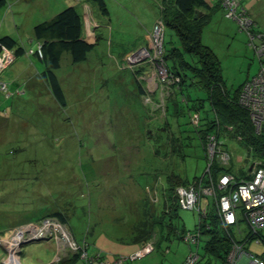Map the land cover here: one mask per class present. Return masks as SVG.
Returning a JSON list of instances; mask_svg holds the SVG:
<instances>
[{
    "label": "rangeland",
    "instance_id": "obj_1",
    "mask_svg": "<svg viewBox=\"0 0 264 264\" xmlns=\"http://www.w3.org/2000/svg\"><path fill=\"white\" fill-rule=\"evenodd\" d=\"M159 1L106 0L112 16L107 17L101 9L96 11L101 21L100 33L104 36L91 51L88 62H83L85 70L67 62L71 59L68 54L61 68L62 76L67 74L75 81L66 83L69 106L60 110L64 118L72 117L69 124H64L63 117L55 116L63 124L56 130L55 126L48 125V116L40 121L38 116L29 113L33 120L23 131L17 123L0 125V264H72L73 254L79 252L84 256L83 248L73 247L75 240L78 244L84 240L88 242L89 256L104 255L102 261L96 259L89 264H180L191 250L205 252L204 236L199 247L196 243L190 247L178 232L167 233L168 228L164 231L167 238L162 237L161 224H158L155 230L160 245L133 258L142 247L134 240L137 235L134 226L146 219L160 221L165 209L168 173L175 172L190 180L203 175L208 165L200 138L188 123L189 114L179 117L180 122L185 123L181 126L184 132L177 127L175 117L168 115L170 133L187 136L183 140L187 145L180 150L173 151L169 144L158 147L160 144L155 136L153 139L148 136L150 126L155 123L152 119L151 125H147L148 120H145L150 101L137 95L132 70L121 67L138 65L150 56L132 44L143 40L141 36H145V30L159 19ZM250 2L257 6L255 14L259 16L260 29L264 30V0H242L246 6ZM76 7L83 13L80 4ZM129 10L147 15L145 19L130 17ZM212 16L211 22L204 27L203 40L217 52L226 85L234 90L256 75L262 61L250 45L246 30H240L236 21L226 18L221 9ZM169 34L167 28V39ZM153 36L154 32H150L151 39ZM149 48L155 52L153 42L147 51ZM138 51L142 55L134 61L133 54ZM122 53L127 57L124 65H121L125 56ZM146 72L149 73L146 75L148 89L152 94L157 93L155 78L158 71L150 66ZM192 89L194 97L207 96L203 89ZM206 102L205 109L208 110ZM18 103L16 101L15 105ZM26 107L17 109L21 110L22 115H19L22 117L28 112ZM33 109L31 107L29 112ZM154 110L164 116V104ZM3 115H0V121L5 122ZM164 121L162 119L161 123ZM19 130L24 133L19 134ZM221 141L229 148L232 156L229 166L233 171L240 175L248 171L250 163L244 145L228 135ZM37 154L36 165L29 172L26 159L35 158ZM37 172L40 179L34 177L32 181L39 184L45 199L51 202L44 204L39 191L31 192L34 183L21 187L25 189L22 195L10 194L11 188L29 181L26 178L29 173L35 176ZM4 189L10 193L6 194ZM17 197L20 203H17ZM34 203L43 205L35 209ZM54 203L68 212L70 226L39 218L47 209H53ZM176 211L172 220L178 231H194L200 219L198 212L184 207ZM240 226L244 231L247 229L244 221ZM234 232L239 239L241 235H237L235 228ZM246 248L263 253L264 243L258 245L254 240ZM75 264L86 263L80 259Z\"/></svg>",
    "mask_w": 264,
    "mask_h": 264
},
{
    "label": "trees",
    "instance_id": "obj_2",
    "mask_svg": "<svg viewBox=\"0 0 264 264\" xmlns=\"http://www.w3.org/2000/svg\"><path fill=\"white\" fill-rule=\"evenodd\" d=\"M93 2L99 9H101L104 15L108 16L110 14V9L107 7L106 0H93ZM239 3V16L242 14L250 21L247 25L248 27L243 24L241 25L238 19L233 16L227 15L229 9L223 4V0L159 1V5L161 6L158 14L159 19L153 24L151 32H154L156 25H162L164 35L161 55L154 59V49L149 48L147 52L150 56L143 61L144 63L141 62L132 67L127 65L121 66L132 70L133 76L137 82V95H140L143 100L150 101L146 111L147 114L145 115V120H148L146 122L147 125H151L149 121L152 119L155 122L150 126L151 128L150 133L148 132V136L152 139L155 136L160 144H157L158 147H165V145L169 144L173 147V151H175L177 149L180 150L187 145L183 141L187 136H174L170 133L169 129L171 123L168 115L172 114V116L175 117V121L178 123L177 127L180 129V132H184V129L181 128V126L185 125V123H181L179 117L189 114L188 123L192 124V130L198 134L201 145H203L206 151L208 165L206 167L207 170L203 175L195 176L193 179L189 180L187 177L184 178L175 172L168 173L167 182L169 185L164 193L165 209L160 216L162 220L155 221L153 218L154 220L151 219L149 221L146 219L145 221H139L134 226V230L137 232L134 240L139 242L142 245V248L143 245L146 246L147 243H152L153 249L151 251L155 250L156 245H160L161 242L159 239L160 237H158V232L155 230L158 224H161V228L159 227V229L162 237H166V233L164 232L166 228H168L167 233H169V231L178 232L179 236L183 238L188 233H194L195 235L199 234L197 238L198 241L196 242L198 247L204 236L205 243L203 249L205 252L202 254L196 249L194 252H197L199 257L193 261V264H226L228 255L235 244H242L245 246V249H247L246 246L251 241L255 240L254 237H250L251 230L247 225L245 231L240 226L241 222L244 220H239L237 224L225 225L221 216L217 212V207L213 200L206 194L202 195L199 203L202 206H208V210L205 214L196 210L200 219L196 224L194 231L182 233L174 226L172 220V218L176 216L175 214H177L176 210H178L179 207H182L179 202V186L190 187L192 184L199 185L196 181L201 178H204V184H208L211 181L209 174L212 179L215 180L225 172L232 173L234 177L239 180L248 179L252 176L249 169L248 171L245 170L240 175L233 171L232 166H229L232 156L228 146L221 141L223 136L228 135L244 145L247 151L248 163L264 166V130H257V126L255 125L254 120H252L250 108L243 104L240 97L244 84L252 77L245 80L244 83L240 84V86L234 90L229 89L226 85L223 74L222 62L220 61L217 52L203 40L204 27L211 21L213 13L219 8H222L226 18L236 21L240 30H246L250 38V45L254 47L256 51L259 48L264 49V30L260 29V19L258 14H255L257 6L253 4L248 7L242 3V0H239ZM167 28L170 31L168 39ZM84 31L85 21L83 19V14L76 8V6L69 5L54 15L51 19L42 20L35 24L33 27V37L36 39V42L35 46L32 47L30 51H26V47H24L14 36L3 35L0 37V54L4 49L12 51L14 53L13 62L15 61V58L25 52H30L29 54L37 56L43 67L40 72V78L48 83L50 93L53 96V99L45 100L44 98L43 100L42 98V101L41 97L37 94L34 95V97L25 96L27 102L26 108L28 109V112L25 114L26 116L23 114L22 117L21 113V115H19V113H15V111L13 112V110L11 114L3 115V117L5 116V119L10 120V124L14 123V121L16 122V119L18 118L17 124H19L23 131L28 124L31 126V121L33 119L30 118L29 113H32L38 116L40 121L48 116V125L52 126V128L55 126L56 130V127L63 125L59 123V119L57 120L56 117L62 118L63 115L60 110H65L69 106L65 87L66 83H68L69 80L75 83L74 77H70L69 79L67 74L64 76L61 75L64 57L68 54V57L71 59H67V62L71 61L70 63H72L74 67L83 64V62H88L91 58V51L96 48L99 41V37L96 41H89L86 38ZM151 40L152 39L150 38V42ZM147 48L148 46L141 47V50H147ZM39 49L41 50V54L38 53ZM122 54L125 55L126 53ZM258 55L260 61H262V69L264 68V50L262 55L259 53ZM126 63L127 57L125 55L122 59L121 65ZM157 64L166 67L167 78H161L159 75L156 76L155 80L158 85V90L157 93L152 94L147 86L148 77H146V75L149 73L146 71L150 70V66L158 71ZM7 67L0 71V88L4 92L10 91V84L5 80H1V74ZM257 74L258 72L256 75ZM2 83L7 84L6 90L2 88ZM192 88L205 90L207 96L200 97L198 95L197 97H194L192 93L194 89ZM206 101H208L209 104L208 110L205 109ZM163 104L164 116H162L160 112L154 110L155 108L158 110V107L163 106ZM31 107L34 109L32 112H29ZM195 117L197 120H195ZM51 118H53V120L55 119V121L52 120V122ZM71 118V116L66 118L63 117L62 121L64 124H69ZM162 119L165 120L163 123H161ZM22 131L19 130L18 133L20 134ZM155 131L156 134L153 135ZM212 141H214L215 145V153L213 156L210 153ZM224 152H228L231 156L228 162L222 161L221 153ZM37 157L39 158L38 154L35 158L31 157L26 159L30 165L29 172L32 167L36 165L34 162H37ZM31 174L29 173L30 177H26L27 179L29 178V181L31 182L27 180L24 182L22 181L18 186L11 188V193L7 189H4L3 191L6 194L22 195L25 193V189L21 187H26L28 183H31L32 185L34 183V186L30 187L31 192L39 191L41 202L44 201L43 203L46 204V201L50 200L45 199V193L43 194V189L39 184L36 185L37 182L35 183L32 181L34 180V177L36 180L40 179V176H38L39 173L37 172L35 176H32ZM16 200H18L17 203H20L19 197H17ZM36 203H34V205L37 206L35 209H38L40 205H43L42 203H38V205ZM54 204V208L52 206L53 209H47V211L39 218L53 217L70 226L68 212L61 207H58L59 204H56L55 208ZM13 206H15V204ZM147 214L152 216L150 212ZM168 220L170 221L167 223ZM234 228L237 230V235H241L239 239L235 235ZM80 243L87 244L85 247L87 258L80 255L79 252H76L71 256L72 264H75L80 259H84L86 264H89L96 259L102 261L104 255L99 253V255L95 254L94 256H89L88 242L84 240V242L80 241ZM189 245L191 247L192 244L189 243ZM247 250L251 252L253 251L252 249ZM188 256L180 264L185 263Z\"/></svg>",
    "mask_w": 264,
    "mask_h": 264
},
{
    "label": "built area",
    "instance_id": "obj_3",
    "mask_svg": "<svg viewBox=\"0 0 264 264\" xmlns=\"http://www.w3.org/2000/svg\"><path fill=\"white\" fill-rule=\"evenodd\" d=\"M223 4L228 8L229 16L238 19L240 24L247 26L250 21L241 14L239 16L238 8L240 7L239 0H223ZM248 27V26H247ZM164 30L162 25H156L154 28V36L152 42L155 47L154 59L161 55L163 46ZM263 48L257 49L260 55L263 54ZM32 52V51H31ZM147 52V50H141ZM41 54V50H38ZM141 53L133 54L134 61L138 59ZM149 54V53H148ZM136 55V56H135ZM142 55V54H141ZM14 53L10 50L4 49L0 54V71L13 62ZM158 65V64H157ZM160 70V73H159ZM158 75L162 78H167V69L163 65H158ZM2 88L7 89V84L2 83ZM241 101L244 105L250 108L252 120H254L257 130H264V68L258 71L255 77L249 79L241 92ZM195 120L197 118L195 117ZM214 139V138H213ZM210 153L213 156L215 153L214 141L210 146ZM222 161L228 162L231 156L228 152L221 153ZM251 171L252 176L248 179H236L232 173L225 172L220 175L217 180L211 178L210 183L204 184V178L196 181L199 185L192 184L190 187L179 186V202L184 208L195 209L200 213H206L208 206H202L199 202L203 194L209 195L217 207V212L221 216L224 224H237L239 220L246 221V225L251 230V236L255 238L258 245L264 243V166L254 164ZM199 181V182H198ZM45 222L58 221L57 219L44 218ZM60 222V221H58ZM62 225H67L60 222ZM199 235V234H198ZM198 235L188 233L184 239L193 244L198 241ZM41 237V234L39 235ZM43 237V236H42ZM86 243H79L74 241L73 247L83 248V257L87 258L85 250ZM153 249L152 243H147L142 249L136 252L133 256L140 257L146 252ZM199 257L197 252L192 251L185 263L193 264ZM124 257L120 259L123 261ZM104 264H110L105 263ZM116 264V263H115ZM226 264H264V251L263 253H255L245 249L242 244H235L228 255Z\"/></svg>",
    "mask_w": 264,
    "mask_h": 264
},
{
    "label": "crops",
    "instance_id": "obj_4",
    "mask_svg": "<svg viewBox=\"0 0 264 264\" xmlns=\"http://www.w3.org/2000/svg\"><path fill=\"white\" fill-rule=\"evenodd\" d=\"M67 4L74 6L80 4L82 6L83 13L81 10L80 12L83 14V19L85 21L84 33L89 41H96L98 37L100 39L104 36L103 32L100 33L101 21L96 12L100 10L94 4L93 0H0V37L3 35L14 36L26 47V51H30V49L35 46L36 42V39L33 37V27L35 24L42 20L51 19L54 15L63 10ZM251 5L253 4L250 2L249 6ZM219 9L223 11L222 8ZM128 12L130 17L132 15L134 17H141L142 19H145L147 15L146 13L144 15H139L133 10H129ZM154 15H157L156 12ZM109 16H112L111 11L107 17ZM145 28L144 26L143 30ZM151 28L152 26L149 25L148 29L145 30V36H141L144 37L143 40L137 43L133 42L134 44H132V46L149 47L151 45ZM29 53L25 52L15 58V61L8 65L1 74V80H5L10 84V91L4 92L0 88V115L11 114L12 110L20 114L21 110L17 109L20 106L21 108H25L27 103L25 96L34 97V95L37 94L41 97V101L42 98L43 100L44 98L45 100L53 99L48 83L40 78V72L43 67L39 59L34 54L31 55ZM84 65L86 64H79L77 67L85 70ZM155 83L157 84L156 80ZM16 101L19 102L18 105H15ZM3 119H5V116ZM2 122L0 121V125L4 123H6V125L10 124L9 119H5V122ZM17 122L18 118L14 123Z\"/></svg>",
    "mask_w": 264,
    "mask_h": 264
},
{
    "label": "water",
    "instance_id": "obj_5",
    "mask_svg": "<svg viewBox=\"0 0 264 264\" xmlns=\"http://www.w3.org/2000/svg\"><path fill=\"white\" fill-rule=\"evenodd\" d=\"M144 49H145V48H144ZM253 166H254V163H251V164L249 165V167H250V168H249V171H252V170H253V168H254Z\"/></svg>",
    "mask_w": 264,
    "mask_h": 264
}]
</instances>
